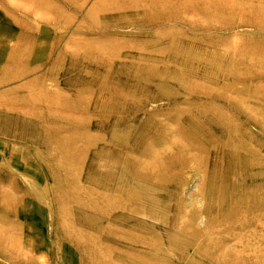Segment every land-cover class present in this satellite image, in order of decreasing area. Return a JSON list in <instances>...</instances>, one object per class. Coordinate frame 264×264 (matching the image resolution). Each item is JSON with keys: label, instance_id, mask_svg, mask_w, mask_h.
<instances>
[{"label": "rangeland", "instance_id": "1", "mask_svg": "<svg viewBox=\"0 0 264 264\" xmlns=\"http://www.w3.org/2000/svg\"><path fill=\"white\" fill-rule=\"evenodd\" d=\"M0 264H264V0H0Z\"/></svg>", "mask_w": 264, "mask_h": 264}]
</instances>
